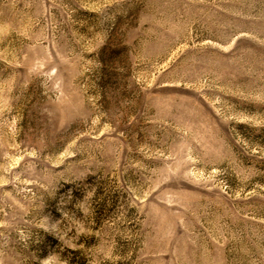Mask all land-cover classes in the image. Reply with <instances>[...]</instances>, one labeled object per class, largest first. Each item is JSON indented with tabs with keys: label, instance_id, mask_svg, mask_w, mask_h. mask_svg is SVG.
I'll use <instances>...</instances> for the list:
<instances>
[{
	"label": "rangeland",
	"instance_id": "obj_1",
	"mask_svg": "<svg viewBox=\"0 0 264 264\" xmlns=\"http://www.w3.org/2000/svg\"><path fill=\"white\" fill-rule=\"evenodd\" d=\"M0 264H264V0H0Z\"/></svg>",
	"mask_w": 264,
	"mask_h": 264
}]
</instances>
